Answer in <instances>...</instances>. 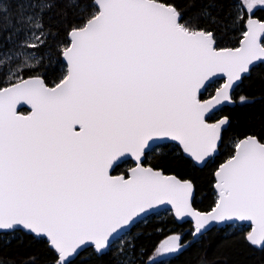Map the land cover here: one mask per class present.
<instances>
[{
  "label": "snow or ice",
  "instance_id": "snow-or-ice-1",
  "mask_svg": "<svg viewBox=\"0 0 264 264\" xmlns=\"http://www.w3.org/2000/svg\"><path fill=\"white\" fill-rule=\"evenodd\" d=\"M53 3L0 0V54L18 61L0 67V234L42 244L41 264H80L81 253L157 264L213 224L245 226L240 240L264 249V105L215 162L232 126L215 114L254 103L234 92L264 65V18L253 15L264 0H63L66 27L51 23ZM123 159L131 166L114 175ZM210 162L213 199L200 210L197 173ZM160 206L189 228L138 247L131 229ZM189 264L210 261L196 248Z\"/></svg>",
  "mask_w": 264,
  "mask_h": 264
},
{
  "label": "trees",
  "instance_id": "trees-1",
  "mask_svg": "<svg viewBox=\"0 0 264 264\" xmlns=\"http://www.w3.org/2000/svg\"><path fill=\"white\" fill-rule=\"evenodd\" d=\"M44 2H50V0H44ZM182 5H189L194 3V0H178ZM65 8L63 6V0H60V5L57 6L53 3V8L48 13L53 17L51 23L57 27H66ZM93 14V10L89 9L83 16L87 17ZM253 15L257 18H264V8H258L253 11ZM72 19V12L68 10L67 20ZM4 23L8 22V17H4ZM82 22V21H81ZM233 38L239 35V32L233 33ZM59 39H65L61 33L60 37L55 39L50 38L49 43L55 44ZM5 42V33L0 28V45ZM62 69V65H58ZM264 70V65H258L254 70L251 77L246 79L240 88H237L234 92V96L238 97L242 92L247 94L250 99L254 100V103L241 105L236 103L234 106H224L215 115L231 114L232 126L225 131V143L222 144L220 153L215 157V162H220L226 152V144L231 143L229 137H234V134L238 131H242L244 126L248 123V118L252 114L253 110H258L264 105V91L261 86V71ZM215 87V83L210 85L207 91H212ZM207 91L205 95H207ZM238 102V99L237 101ZM25 111V110H23ZM156 155V153L150 152L149 156ZM131 166V161L127 160L118 165L113 174H119L126 171ZM212 167V163L202 170H198L197 173V193L194 202V206L200 210H207L209 204L213 199L212 189L209 186V170ZM190 226V222H184L178 224L174 218L165 213L161 216L153 214L147 219L138 222L132 229L130 235L136 237L135 243L139 247L141 245L150 247L153 243L163 239L168 234L169 229H174L177 232L187 231ZM229 226L222 228L213 227L206 232L201 240L197 244L187 251L181 252L172 256L171 258L157 262V264H189L193 258L196 248L201 249V253H206L210 264H264V249H256L249 246L240 240V232L246 231L244 229H234L228 231ZM162 230V231H161ZM187 239V237H185ZM33 255L38 257L36 264H41L42 260L48 258L47 253L42 244H37L31 241L29 238L20 234L16 235H3L0 234V261H5L7 264H22V262L31 258ZM107 259V258H105ZM80 264H90L85 258V253H81Z\"/></svg>",
  "mask_w": 264,
  "mask_h": 264
},
{
  "label": "rangeland",
  "instance_id": "rangeland-1",
  "mask_svg": "<svg viewBox=\"0 0 264 264\" xmlns=\"http://www.w3.org/2000/svg\"><path fill=\"white\" fill-rule=\"evenodd\" d=\"M43 2H44V0H42V3ZM25 7H28V6L25 5ZM258 8H264V5H261V4L257 3L255 5L253 11L255 9H258ZM17 62L18 61L15 60V59L9 61V59L7 58L6 54H0V67H3L6 70L9 69L11 66L15 65ZM165 213H168V212L167 211H160V212H158L156 214L158 216H161L162 214H165ZM244 228H245V226H240V227L233 226V227H229L228 231L230 232V231H232L234 229H244ZM11 236H13V235H11ZM172 256H174V255H172V254H161L160 256L157 257V262L163 261V260H167V259L171 258Z\"/></svg>",
  "mask_w": 264,
  "mask_h": 264
},
{
  "label": "water",
  "instance_id": "water-1",
  "mask_svg": "<svg viewBox=\"0 0 264 264\" xmlns=\"http://www.w3.org/2000/svg\"><path fill=\"white\" fill-rule=\"evenodd\" d=\"M214 82V81H213ZM212 82V83H213ZM236 103H240L239 101L238 102H236ZM236 103H234V104H226L225 106H234ZM20 104H24V107L23 108H20L19 107V105H18V109L21 111V112H24L23 110H25V111H29L30 110V106H28L27 104H26V102H24V101H21L20 102ZM224 107V106H223ZM127 160H130L131 161V159H123L119 164H121L122 162H124V161H127ZM115 175V174H114ZM160 211H167L166 210V206H160L158 209H157V211L156 212H154V213H152V214H150V215H148V216H145V217H143V218H141L140 220H138L137 221V223L138 222H140V221H143V220H145V219H147L149 216H151V215H153V214H156V213H158V212H160ZM175 220V222L176 223H178V224H182V223H184V222H190V218H184L182 221H177L176 219H174ZM136 223V224H137ZM226 225H219V224H213L211 227H210V229L211 228H213V227H216V228H222V227H225ZM209 229V230H210ZM206 232H208V231H206ZM205 232V233H206ZM204 233V234H205ZM203 234V235H204ZM252 247H254V248H256V249H261L259 246H252Z\"/></svg>",
  "mask_w": 264,
  "mask_h": 264
}]
</instances>
